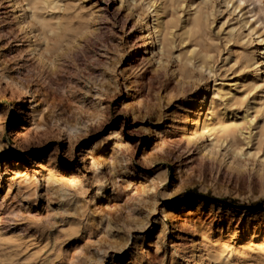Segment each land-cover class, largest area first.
Segmentation results:
<instances>
[{
	"label": "rangeland",
	"instance_id": "rangeland-1",
	"mask_svg": "<svg viewBox=\"0 0 264 264\" xmlns=\"http://www.w3.org/2000/svg\"><path fill=\"white\" fill-rule=\"evenodd\" d=\"M150 1L60 0L37 11L55 39L0 0V264H264V73L239 24L263 34L264 0H157L161 49L140 43ZM214 79L230 146L187 112Z\"/></svg>",
	"mask_w": 264,
	"mask_h": 264
},
{
	"label": "bare ground",
	"instance_id": "bare-ground-1",
	"mask_svg": "<svg viewBox=\"0 0 264 264\" xmlns=\"http://www.w3.org/2000/svg\"><path fill=\"white\" fill-rule=\"evenodd\" d=\"M23 1L26 4V5L25 4L24 5L27 6V8L30 10V16L36 18L42 28H47L46 32H49V34L51 36L55 37V39L56 38L59 39L61 37V33L60 32L55 33V27L50 23L49 18L42 15L43 13L39 14L37 11L40 9H43V8H50V9L58 8L60 6V0H23ZM221 1L223 4H225L226 7H228L229 5L231 6V2H233V0H221ZM244 1L245 0H236V2L238 3L237 6H239ZM255 1H257L258 3H261V2L263 3L262 0H255ZM181 3H182V0H181ZM198 3H200V2H198ZM237 6H235L231 9L232 12L236 9ZM146 9L148 11L150 10V12L152 13V20H150L149 16H147L146 18H138V21L141 22V25H142L141 27L143 28L142 33H140V35H139L141 46L147 47L150 44L157 42L158 48L161 49L163 47L164 39H165V36L167 35V31H168L167 22L160 15V5H159L157 0H151L150 2H147L146 3ZM259 10L262 11L260 8H259ZM15 17L16 16L14 14V18ZM53 18H55V17H53ZM79 18H82V17H79ZM56 19H58V18H56ZM239 24H240L241 28H244V30L246 28V31H248L247 35H246V36H248L247 40L252 45V48H253V55L247 61V66L250 68V70H252L254 72L255 75L259 76L261 73H264V33L261 34V33L254 32V29L249 27L248 20H243L240 18ZM195 26H196V18H191L190 20H188L183 25V28L185 29L184 34L187 35V34H189V32L191 33L193 27H195ZM263 26H264V24H263ZM28 27H27V30H28ZM79 27L80 28H76V34L84 31V29L82 28V24H80ZM232 29L235 30V27H233ZM43 36H45V35L43 34ZM183 40L184 39H182V41ZM44 44H45V47H43L44 51L46 53H50L51 48L49 45V38L47 36H45V38H44ZM196 45H197V43H196ZM32 51L36 52V48L33 47ZM67 51H69V49ZM193 51H194V49L191 48L190 52H193ZM56 56H58V55H56ZM238 57H239V55L237 53L234 54V56H233L234 61ZM200 59H201V62H203L204 57H200ZM51 62H52V60H51ZM201 68L202 69L204 68V70H208V73H211L213 67H211L210 65H208L207 67L205 65H201ZM243 85H244V83H243ZM252 85H253V83H252ZM252 85H251V87H252ZM254 85H255V83H254ZM236 101H237V97L235 94L232 93V89L225 87L224 85L218 83V81H216V79H214V84H212V86L210 85V87H198L197 88V94L194 97L187 99V103L189 104V108H187V112H189V114L192 115L193 125L200 124L203 132H205L209 135H216L215 137L219 138L221 142L225 141L226 145L228 144V146H230L231 142H235V134H236L235 129H236V127H235L234 123L230 120L231 118H229L231 116H228V119L225 118V115H227V114L230 115L231 112L227 113L225 110H221V106L224 104V106H228L230 108L232 105L235 104ZM235 112H236V110H235ZM202 113H203V117L201 118ZM253 119L254 118H251L250 121H253ZM188 124H190V123H188ZM241 133L243 134V132H241ZM244 133H246L247 137H248L251 134V130L244 131ZM243 135H245V134H243ZM206 149H208V148H206ZM205 151H207V150H205ZM216 152H218V151H216ZM262 249H263V247H262Z\"/></svg>",
	"mask_w": 264,
	"mask_h": 264
},
{
	"label": "trees",
	"instance_id": "trees-1",
	"mask_svg": "<svg viewBox=\"0 0 264 264\" xmlns=\"http://www.w3.org/2000/svg\"><path fill=\"white\" fill-rule=\"evenodd\" d=\"M184 195L185 197H189L190 195H196L197 197H200V198H206L208 200H211L212 202H221L223 203L224 205H231L232 204V201L230 202H227L226 199H220V198H215V197H212V196H209V195H204V194H201V193H197L195 190L193 189H188L184 192ZM234 202V201H233ZM254 207L256 206L257 208H260V203L259 202H256L254 203L253 205Z\"/></svg>",
	"mask_w": 264,
	"mask_h": 264
}]
</instances>
